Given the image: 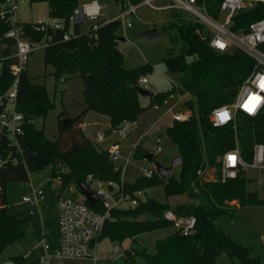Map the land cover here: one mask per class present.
<instances>
[{
	"label": "trees",
	"instance_id": "1",
	"mask_svg": "<svg viewBox=\"0 0 264 264\" xmlns=\"http://www.w3.org/2000/svg\"><path fill=\"white\" fill-rule=\"evenodd\" d=\"M35 1L47 2L50 17L62 21L64 27L37 31L34 22H26L28 33L37 41L50 43L45 49L44 61L46 65L53 66L52 74L56 79L66 80L71 75L82 78L86 106L76 117L63 110L58 119V136L48 138L44 127H37L34 121L37 117L46 118L55 108V100L50 97L45 84L36 83L27 72L23 73L16 103V109L28 118L23 132L17 135L22 153L18 152V145L10 143L11 137L0 131V156L12 153L21 158L18 163L7 161L0 166V253L8 244L23 237L30 226L28 215L22 212L14 214L8 209L7 184L10 181L27 182L30 172L48 165L52 166L53 173L67 167L70 169L67 176L77 180H85L88 174L101 180H120L123 168L110 158L107 148L84 130L86 114L95 111L106 115L112 129L126 121H137L149 107L178 93L191 112L187 119L173 120L166 129L181 156L179 175L164 179L154 170L152 176L141 175L134 182L127 181L126 187L129 191L143 190L145 194L147 188L163 185L166 195L185 194L192 202L173 206L154 196H144L134 208H114L105 222L101 239L137 242L140 234L173 226L164 217L168 209H173L177 214L194 215L196 232L202 235H184L177 229L156 241L155 252H149L146 247L136 253L133 250L126 256L128 261L134 254H140L145 264H215L216 256L226 251L240 264H259V257L251 256L250 249L236 242L216 225L215 220L225 214L234 216L237 207L263 204L264 197H260L257 190L250 189L251 179L244 172L226 181H222L220 175L216 180L206 178L209 171L220 174L221 157L236 147L237 140L248 161L252 160L254 145L264 142V111L257 116L241 112L236 129L232 124L214 126L210 120L214 108L235 100L243 81L254 68L253 59L238 48L233 51L213 48L210 39L202 36L206 29L201 23L176 24L185 48L183 52L166 58L168 70L177 75L176 85L156 93L149 106H144L136 86L141 85L139 78L145 75L147 66H125L124 53L118 46L120 21L102 23L97 28L85 23L72 24L70 17L82 0H30ZM115 1L126 8L129 3L138 4L142 0ZM207 2L209 12L217 16L221 0ZM262 17L264 0H257L238 12L232 29L245 30L252 21ZM9 26L8 22L0 21V58L15 51L16 40L4 35ZM86 26L87 32L79 35ZM67 32L79 37L65 40ZM15 62L12 56L3 61L0 95L14 80L11 68ZM57 89L63 90L61 82H57ZM140 148L139 144L135 146L133 156L139 155ZM232 201H237V204H232ZM96 209L104 211L99 206ZM25 260V256L17 255L10 264H25Z\"/></svg>",
	"mask_w": 264,
	"mask_h": 264
},
{
	"label": "rangeland",
	"instance_id": "2",
	"mask_svg": "<svg viewBox=\"0 0 264 264\" xmlns=\"http://www.w3.org/2000/svg\"><path fill=\"white\" fill-rule=\"evenodd\" d=\"M108 12L114 15L121 11V6L115 0H107ZM157 5H171L172 0H156ZM16 16L21 21L42 22L50 21L48 4L45 1L30 2V0H20L16 10ZM192 15L183 9L169 8L166 10H156L150 6L143 5L138 9L137 15H130L132 26L118 30L121 36L119 48L124 53L125 66L136 68L146 65L145 75L149 83L144 87L154 92H163L172 89L176 83L177 75L168 70L166 58L177 55L184 50V43L178 33L176 24L181 22H191ZM156 28L160 35L152 38L142 35L148 29ZM124 38V40H122ZM230 48L228 51H233ZM45 48L39 46L29 56L27 72L36 83L47 86L50 97L55 100V108L52 109L46 118L37 117L34 121L37 127H44L46 136L54 139L59 134L58 119L63 110H67L70 116L76 117L86 106L82 95L83 80L76 75L69 76L61 81L52 74L53 66L46 65L44 61ZM191 58V57H189ZM141 76V77H143ZM57 82H61L62 91L57 89ZM140 83V78H139ZM144 106H149L150 100L141 96ZM173 107V111L169 107ZM189 113L185 106L184 99L178 93L171 94L162 103L149 107L137 119L139 124L128 122L126 125L127 137H121L117 133L110 135L103 143L102 147L108 146L114 139H118L119 146L124 153L131 150L134 145L141 146L137 157L133 156L128 165L122 161L115 162L117 166L124 165L123 179L134 182L137 177L144 175L147 168L156 170L155 162L174 168V175L180 172V163L177 160L178 152L176 145L169 139L166 129L173 122V112ZM110 120L106 115L92 111L87 117V131L95 138L98 132H103L109 126ZM138 125V126H137ZM137 126V127H136ZM160 136L161 141L157 143L155 137ZM160 145L162 150H157ZM142 153H153L154 160L143 158ZM222 160V157H221ZM157 171V170H156ZM52 166L48 165L40 170L29 173V181H10L7 184L8 209L11 213H24L30 217V226L27 233L20 239L8 244L0 253V264H10L14 256L22 255L26 257L25 264H39V252L44 235L49 244V253L54 254L60 245L59 231V191L61 185L52 181ZM158 173V172H157ZM159 174V173H158ZM246 176L251 179L249 187L257 190L260 197H264V186L253 177L259 179L258 170L250 169ZM160 175V174H159ZM222 174H215L213 171L206 173V178L216 180ZM97 187V183H93ZM41 189L43 194L36 203H29L24 200V196L31 193L32 188ZM144 196H154L157 199L169 203L170 205L188 204L192 200L185 194L166 195L163 185H153L145 190ZM237 204V201H232ZM215 223L223 228L231 237L242 246L250 249L251 256L259 257L260 263L264 264V203L254 206L237 207L236 214L231 216L225 214L219 216ZM177 228L168 226L166 228L140 234L137 242L131 239L122 243L111 241L104 237L98 245V257L100 264H145V260L140 254H134L132 259H126L125 249L132 247L134 253L146 247L149 252H155L156 241L176 231ZM119 247L118 252L113 249ZM53 260L52 264H56ZM63 264H94L90 259H67ZM215 264H240L237 258H232L226 252H220L215 258Z\"/></svg>",
	"mask_w": 264,
	"mask_h": 264
},
{
	"label": "built area",
	"instance_id": "3",
	"mask_svg": "<svg viewBox=\"0 0 264 264\" xmlns=\"http://www.w3.org/2000/svg\"><path fill=\"white\" fill-rule=\"evenodd\" d=\"M255 1L257 0H221L218 15L214 16L208 10L207 0H172L171 5H157L156 0H142L138 4L129 3L126 8L121 7V11L114 15L109 14L106 2L82 0L74 9L70 22L72 24L85 23L97 28L102 23L120 21L124 29H127V27L132 26V20L129 19V16L137 15L138 9L143 5L156 10L178 8L187 11L192 15L191 22H198L205 26L206 32H202L203 34L199 30L197 31L202 34L203 38L210 39V45L213 48L220 51H228L232 47L238 48L254 61V68L243 81L235 100L214 108L210 113V120L214 126L232 124L236 129L241 112L250 116H257L264 111V17L252 21L245 30L234 31L232 29L234 17L238 12L252 6ZM18 2L20 0L0 1V21H6L10 24L4 35L16 40L15 51L10 55L16 59L11 68L14 80L8 90L0 95V131L6 132L12 139L10 143L16 145H18L17 135L23 132L24 124L28 121V118L16 109L21 77L24 72H27L30 54L39 46L46 49L50 45L48 41H37L29 35L26 21H21L16 16ZM34 26L37 31H46L49 27L55 29L64 27V24L57 18L50 17L49 22H34ZM86 28L87 26L82 28L79 35L86 33ZM71 29L73 28L71 27ZM79 35L72 36L67 32L64 39L77 38ZM10 56L0 58V73L3 61ZM61 81L64 79L62 78ZM140 83L144 87L145 84L149 83V80L143 76L140 78ZM174 84L176 85V83ZM173 107H169V110L173 111ZM225 113L226 116L223 115ZM172 116L174 120L182 121L190 115L184 111H177L173 112ZM127 123L126 121L122 126L110 129L108 134L105 131L98 132L96 142L103 143L113 133L127 137L129 134L126 129ZM155 141L159 143L161 137H155ZM136 145L124 153L119 142L116 141L107 147V150L114 162L122 161L124 165H128L133 158ZM157 150H162V147L158 145ZM18 152L22 153L19 145ZM229 157H235V160H230ZM7 161L18 163L21 158L12 153L6 157L0 156V166ZM124 165L122 164L121 167L123 168ZM250 169L259 171V179L253 177V180L259 181V184L264 186V142L254 145L252 160L248 161L244 158L237 140L236 147L226 151L222 156V181L237 178L241 173H246ZM67 174H70V169L62 167L56 169L52 176V181L61 185L58 194L60 245L54 254L49 253V244L44 235L42 245L38 249L39 264H52L53 260H56V264H63V261L67 259H90L94 264H100L98 245L110 211L114 208L136 207L144 198V191L140 189L129 191L126 187L127 181L123 179V176L120 180H101L93 174H88L86 179L82 181L89 184L99 197L95 205L91 206L79 187V180L69 177ZM153 174L154 169L152 167L144 171L146 176ZM94 182L97 183V187L93 186ZM42 194L41 189L33 187L31 193L24 196V200L29 203H36ZM96 206L103 208L104 211L96 209ZM164 217L171 221L184 235L196 232L197 219L194 215L177 214L173 209H168ZM113 251L118 252L119 247L117 246ZM132 252L133 248L127 247L124 255L128 256Z\"/></svg>",
	"mask_w": 264,
	"mask_h": 264
},
{
	"label": "water",
	"instance_id": "4",
	"mask_svg": "<svg viewBox=\"0 0 264 264\" xmlns=\"http://www.w3.org/2000/svg\"><path fill=\"white\" fill-rule=\"evenodd\" d=\"M142 35L145 36H150L152 38L158 37L160 35V33L158 32V30L156 28H151L148 29L147 31H144L142 33ZM122 40H124V38H122ZM138 92L140 93L141 96L145 97L148 100H152L154 98L155 93L150 91L149 89L138 85L136 86ZM69 118H65V120L67 121ZM154 157L153 153H146L145 155H143V158L147 159V160H152ZM177 160L180 163L181 161V156L178 155L177 156ZM155 166H156V170L157 172L164 178V179H168L171 175H173L174 173V168L171 166H165L162 163L159 162H155ZM79 187L82 190V192L86 195L89 203L91 206H94L95 203L99 200V197L96 195L95 191L90 187L89 184L85 183L82 180L78 181ZM202 234L200 232H196L194 233L195 237H199Z\"/></svg>",
	"mask_w": 264,
	"mask_h": 264
},
{
	"label": "crops",
	"instance_id": "5",
	"mask_svg": "<svg viewBox=\"0 0 264 264\" xmlns=\"http://www.w3.org/2000/svg\"><path fill=\"white\" fill-rule=\"evenodd\" d=\"M92 113V111H89L87 114H86V117H85V121H84V123H83V128H84V130L86 131V133H87V135L89 136V137H91L93 140H95L96 141V137L95 138H93L89 133H88V131H87V129H86V125H87V117L89 116V114H91ZM135 123H137V124H139V121L137 120ZM138 126V125H137ZM136 126V127H137ZM110 127H111V125H110V123H109V126L105 129V132H108V130L110 129ZM97 136V135H96ZM116 141H118V139L116 138V139H114L108 146H105V148H107V147H109L112 143H114V142H116ZM100 144V143H99ZM38 251V250H37ZM39 252V251H38Z\"/></svg>",
	"mask_w": 264,
	"mask_h": 264
},
{
	"label": "snow or ice",
	"instance_id": "6",
	"mask_svg": "<svg viewBox=\"0 0 264 264\" xmlns=\"http://www.w3.org/2000/svg\"><path fill=\"white\" fill-rule=\"evenodd\" d=\"M223 115L226 116L227 114L225 113V114H223ZM229 159L234 161V160H235V157H229Z\"/></svg>",
	"mask_w": 264,
	"mask_h": 264
}]
</instances>
